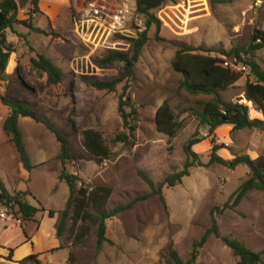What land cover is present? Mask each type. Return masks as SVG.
<instances>
[{
  "label": "rangeland",
  "instance_id": "374dc122",
  "mask_svg": "<svg viewBox=\"0 0 264 264\" xmlns=\"http://www.w3.org/2000/svg\"><path fill=\"white\" fill-rule=\"evenodd\" d=\"M199 1L202 0H192L191 6ZM16 2L18 20H30L36 26L43 25V29L52 34L49 48L61 54L55 62L63 74L59 83H52L46 74L41 78L31 72L27 43L7 30V39L16 40L17 52L11 55L5 68L7 82L1 83L0 93L23 101L67 137L69 153L80 156V159L67 161V171L77 174L89 189L109 187L111 193L106 199L105 209L109 210L150 191L138 171L146 173L156 185L167 174L181 170L186 160L183 150L185 142L192 135L201 139L192 149L203 165L191 167L189 175L175 186L163 185L161 192L165 203L158 195H154L106 219L105 236L108 241L99 248L96 247V207L89 206L86 218L75 225L72 224V211L68 210L61 240L63 245L70 243L71 264H175L169 256L170 250H174L182 260H187L191 256L192 243L199 240L211 225V210H214L220 235L238 239L250 250L262 252L258 264H264V193L256 189L249 190L237 205L222 209L226 202L233 203L235 196H229L246 178L248 169L243 165L232 169L216 162L209 163L211 143L208 128L200 123L195 111L201 109V102L212 96L187 92L180 85L181 74L172 68L176 41L195 48H213L224 52L234 47H245L254 29L264 30V0H258V3L257 0H204L201 10L185 19L180 7L174 8L171 3L163 4L155 12L156 16L159 14L161 17L157 16L160 26L153 24L148 29V40L129 77L125 75L121 62L100 67L93 61L98 66L93 75L80 71L76 73L71 69L72 59L84 54L86 49L79 42L56 37L57 33L54 32L61 33L71 22L69 0L68 7L60 9L54 28L44 17L36 19V14L29 16L32 6L30 0ZM14 30L19 34L25 33L26 27L15 24ZM26 38L35 49L40 47L43 40V54L45 44L50 42L47 35L37 32L26 35ZM105 52L99 51L97 54ZM197 52L216 57L226 55ZM244 58L249 56L244 54ZM252 60L264 73V48L256 51ZM240 74L232 86L220 92L222 100L239 103L246 100L245 84L255 77L250 69L248 73ZM88 77L128 79L117 84L113 91H106L88 85ZM74 80L76 88L72 87ZM125 83L127 94L137 106L139 114L134 145L112 142L116 134L124 131L117 105ZM32 87L35 91L31 90ZM164 100H168L180 123L175 136L171 138L158 132L154 124L155 109ZM243 104L248 106L249 116L257 114L258 107L254 102L246 100ZM72 118L76 130L72 126ZM18 125L33 167L30 170L23 168L12 143L0 129V179L10 193L27 192V201L43 207L44 214L49 209L53 210L58 224L69 196L67 184L58 178L61 169L59 144L41 123L20 117ZM84 129H93L101 134L109 149L107 159L88 157L83 144ZM221 136L219 131H214L215 144H223L222 148H227L231 158L247 153L259 155L264 151V132L260 128L229 131L232 142L228 141V145ZM6 142H9V147ZM18 221L24 222L0 207V234L6 233L0 238V244L2 238L9 241L19 238L22 231ZM22 227L25 229L24 224ZM82 231L83 236L75 237ZM64 254L63 250L56 251L52 253L51 259L61 264ZM4 257L9 258V251ZM197 263L237 264V257L220 237L211 234L198 249V257L193 264Z\"/></svg>",
  "mask_w": 264,
  "mask_h": 264
},
{
  "label": "trees",
  "instance_id": "16d2710c",
  "mask_svg": "<svg viewBox=\"0 0 264 264\" xmlns=\"http://www.w3.org/2000/svg\"><path fill=\"white\" fill-rule=\"evenodd\" d=\"M30 2L32 6L29 10V16L39 12L37 6L38 0H30ZM173 2H176V0H135L136 11L143 17L147 30L140 34L138 38L131 40L126 51L111 50L101 55L96 53L92 58L93 61L100 67H105L115 62H121L123 69L125 70V75L129 77L132 74L134 63L137 61L142 47L148 40V29L153 24L157 27L160 26V21L155 13L156 10L165 3ZM16 12V0H0V85L5 80L4 72L11 59V55L17 51L16 43L7 39V30L15 33L17 37L23 38L30 50L29 53L33 51V47L29 45L26 35L19 34L14 30L15 24H23L29 29V31L50 34L49 32L34 26L30 20H18L16 18ZM61 36L63 38H69L76 43L78 42L71 22L65 28L64 34ZM61 36L56 34V37ZM174 45L176 46V51L172 60V68L182 76L180 82L181 87L191 94L201 93L212 96L210 99L201 102V109L195 111L199 116L200 123L206 125L208 128V136L210 137L211 143L209 163L216 162L232 169L238 165H243L248 169L246 178L229 196V198L235 196L233 203L229 204V202H226L222 209L231 208L237 205L249 190L256 189L264 193V151L256 158H251L248 154H240L234 155L231 159H224L217 153V151L224 147V145L215 144L213 139L214 131L222 125H231L232 130L256 127L264 132V73L259 70L257 64L252 60L255 52L264 48V30L254 29L251 33L250 40L245 47H234L228 52L213 48H195L190 44L180 41H176ZM197 51H203L205 53L217 52L226 55L243 52L245 55L249 56V58H245L244 61L248 65L250 73L255 78L253 81L246 82L244 97L246 100L254 102L257 105L258 111L262 116L261 118H250L247 105L237 101H224L219 96L221 91L232 86L240 78V72H233L229 69L223 68L218 64V58L216 56L198 53ZM29 64L31 71L39 76L46 74L47 78L52 83H59L62 79L63 73L61 69L45 55L39 53L30 55ZM124 79L128 78L104 80L98 77H88L86 78V82L97 90L113 91L117 84L121 83ZM74 85L76 86L75 80L72 82V87H75ZM0 102L9 108V114L5 117L2 123V131L6 135L8 141L12 143L25 170H30L33 165L30 163L22 140L21 131L18 125L19 117H27L37 123L45 125L54 135L59 144L58 159L61 163V169L58 178L67 184L69 196L66 200V208L63 210L62 217L57 224L58 236L62 234L68 210L72 211V224L75 225L78 221L82 222L83 219L86 218L85 214L87 213V208L92 205L96 207V213L98 214L96 247L99 248L103 242L108 241L105 236L106 219L113 217L117 213L131 209L137 202L146 200L154 195H158L160 200L165 203L164 196L161 192L162 186H175L181 182L183 177L189 175V169L191 167L203 165L198 158V154L192 149V146L199 143L201 139L196 135H192L187 139L183 146L186 160L181 170L167 174L164 179L156 185L146 173L138 171V175L149 186L150 191L148 193L137 195L130 201L118 204L107 210L104 207L106 199L111 193L109 187L96 186L89 189L77 174L67 171L65 166L67 161L80 159V156L69 153V142L67 137L23 101L0 93ZM117 110L122 119L124 131L116 134V136L112 138V142L134 145L139 114L137 106L133 103L130 95L127 94V83L123 85L122 92L118 96ZM71 121L73 128L76 130L77 126L74 123V119L72 118ZM154 124L156 130L165 134L168 138L175 136L180 127V123L176 119L168 100H164L155 109ZM82 135L83 144L90 159L105 160L109 157V149L98 131L84 129ZM26 194L27 192L24 191L10 193L0 179V207L5 208L7 213L22 221L33 220L39 212L44 211L43 207L30 204L26 199ZM222 209L219 211L221 212ZM47 214L52 217L54 211L49 209L47 210ZM210 215L211 225L199 240L192 243L191 256L189 259L182 260L174 250L169 251V256L175 264H193L198 257V249L204 245L211 234L221 238L223 243L231 250L232 254L237 257V264H258L261 262L262 252L250 250L238 239L230 236H221L214 216V210H211ZM83 235L84 231L77 233L75 237H81ZM35 258L36 255H29L21 260L19 264H24L26 261H33ZM6 259L9 260L10 258ZM0 264L2 263L0 262Z\"/></svg>",
  "mask_w": 264,
  "mask_h": 264
},
{
  "label": "built area",
  "instance_id": "2783aa9c",
  "mask_svg": "<svg viewBox=\"0 0 264 264\" xmlns=\"http://www.w3.org/2000/svg\"><path fill=\"white\" fill-rule=\"evenodd\" d=\"M71 23L78 42L86 49L82 55L75 56L70 67L74 72L96 74L98 66L93 56L99 51H126L130 41L147 30L145 22L136 11L132 0H69ZM192 0H176L174 8L183 10V18L201 10L203 1L191 6ZM201 2V3H200ZM199 3V4H198ZM258 3V0H257ZM159 18L160 15H157ZM218 64L233 72H249L243 53L219 55ZM89 70V71H88ZM246 103L245 100H242Z\"/></svg>",
  "mask_w": 264,
  "mask_h": 264
},
{
  "label": "crops",
  "instance_id": "0c3cea01",
  "mask_svg": "<svg viewBox=\"0 0 264 264\" xmlns=\"http://www.w3.org/2000/svg\"><path fill=\"white\" fill-rule=\"evenodd\" d=\"M37 6H38L39 12L35 15V18L37 19L39 17L43 19L44 17L47 20V23L50 25V27L54 28L56 19L60 12V9L63 6L68 7V0H38ZM37 27L44 30L43 25H37ZM64 31L65 29L61 33L57 31H54V32H56L59 36H61L64 34ZM32 32H35V31H29V29L26 28V32L25 33L21 32V34L30 35ZM39 34L43 35V33H39ZM45 35H47V38L50 39V42L48 44H45L44 54H43V40H42L40 42V47H38V49H35L32 46L33 51L31 53H27V55H29L30 57V55L39 53V54L45 55L46 57L50 58L54 63L55 60L58 59L57 57H60L61 54L56 53L49 48L50 44L52 43V34L50 33V34H45ZM13 42L16 43V40H14ZM54 64L57 65L56 62ZM41 78H43V75H41ZM3 82L6 83L7 80H4ZM31 90L35 91V88L32 87ZM8 114H9V108L3 105L2 103H0V129L1 130H2L3 120ZM249 117L250 118H261L262 116L260 112L258 111L255 116H249ZM18 122H19V119H18ZM216 130L221 133L222 140L224 141L226 145H228L227 144L228 141L232 142L231 138L229 137V131L232 130L231 125H222L218 127ZM6 144L9 147V142H6ZM220 149L217 151V153L221 157H223L224 159H231L232 155L228 152L227 148H224V149L222 148L221 149L222 151H220ZM248 155L251 158H256L258 156V154H255V155L248 154ZM2 158L3 160L5 159V157L3 156ZM18 224H19V227L22 233L19 234L20 236L17 240L9 241V239L7 238L6 239L2 238V241L0 244V262L2 264H19L21 260H23L29 255H36L35 260L26 261L24 264H57L52 261L51 255L52 253L59 251V250L65 251L64 258L61 264H71L70 243H68V245H63L62 240H61L62 234L60 236L57 235V218L55 216L50 217L47 213L44 214L43 212H39L36 215L35 219L30 220V221H24L22 223L18 221ZM23 224H24L25 229L22 227ZM4 235L0 234V238L3 237ZM6 251H9V258H10L9 260L4 257V255H6Z\"/></svg>",
  "mask_w": 264,
  "mask_h": 264
}]
</instances>
